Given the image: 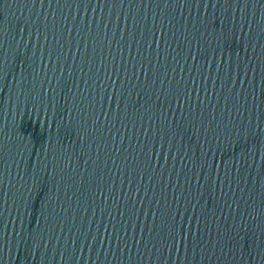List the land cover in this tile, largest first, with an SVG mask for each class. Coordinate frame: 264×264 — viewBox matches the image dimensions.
Here are the masks:
<instances>
[{"label": "water", "instance_id": "water-1", "mask_svg": "<svg viewBox=\"0 0 264 264\" xmlns=\"http://www.w3.org/2000/svg\"><path fill=\"white\" fill-rule=\"evenodd\" d=\"M0 264H264V0H0Z\"/></svg>", "mask_w": 264, "mask_h": 264}]
</instances>
